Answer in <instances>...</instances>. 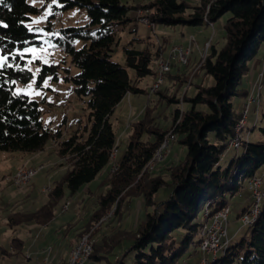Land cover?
<instances>
[{
	"label": "trees",
	"instance_id": "1",
	"mask_svg": "<svg viewBox=\"0 0 264 264\" xmlns=\"http://www.w3.org/2000/svg\"><path fill=\"white\" fill-rule=\"evenodd\" d=\"M58 1L62 7H54L44 29L57 34L53 36L55 48L70 57L78 72L72 74L70 68L60 63H43L37 84L40 86L47 78L59 80L63 69L64 79L72 83L76 96L86 102L91 120L90 127L80 125L65 139L61 125L53 128L44 123L39 101L15 92L17 83L27 84L33 78L27 68L26 50L44 43L40 27L30 25L32 15L38 14L41 8L29 0H0V55L4 58L0 65V152H39L52 141L57 144L58 154L69 164L64 176L51 187L43 206L8 216V225L13 229L31 223L48 225L66 189L70 195L77 193L113 160L116 135L111 117L127 94L143 91L134 84L129 69L141 80L154 74L151 63L161 56V50L153 53L149 47H138L132 41L124 48L126 63L113 61L116 30L133 19L128 15L132 8L146 11L145 16L152 25H210L230 13L225 24L226 44L220 50L210 46L211 53L208 50L197 69L212 76L214 84H197L196 93H184L183 100L189 107L174 112L169 129L160 127L149 106L145 108L143 117L131 124V139L115 165L117 168L102 181L108 189L98 197L99 207L90 220L99 222L114 205L119 213L128 197H140L147 206L156 204L154 196L166 182L160 176H151L152 172L145 168L164 136L173 130L176 139L187 147V154L171 169L170 197L153 211H147L143 222L134 230L118 229L111 236L103 237L100 243L95 242L90 259L95 262L107 259V264H178L189 248H193L192 254L198 252L201 232L203 238L208 221L203 217L204 210L207 208L212 215L228 206L229 197L243 190L245 183L264 166V141H251L249 133L243 135L240 147L235 148L241 149L242 154L234 157L227 168L221 164L226 152L232 150L229 143L236 137L235 127L242 117L234 98L249 95L250 91L240 85L264 48V0H198L195 3L150 0L135 5L122 0ZM74 7L86 9L89 25L53 28L55 10ZM77 40L84 42L79 48L75 45ZM176 81L188 79L182 80L180 75ZM157 93L162 94L161 89ZM163 96L168 102L180 101L174 95ZM202 105L206 106L205 110L200 108ZM259 128L264 131V111ZM146 134L153 136V140L149 137L144 140ZM253 202L242 214L249 212ZM248 228L250 233L234 243L229 242L212 264H264V196L260 214ZM125 240L130 242L126 253L115 262L108 260V253ZM12 248L22 251L24 241L15 236ZM130 251L134 252V258L126 263L125 256Z\"/></svg>",
	"mask_w": 264,
	"mask_h": 264
},
{
	"label": "rangeland",
	"instance_id": "2",
	"mask_svg": "<svg viewBox=\"0 0 264 264\" xmlns=\"http://www.w3.org/2000/svg\"><path fill=\"white\" fill-rule=\"evenodd\" d=\"M146 1L150 0H122L123 3L127 2L131 5L144 3ZM190 1L195 3L198 0ZM29 2L41 8L38 14L32 15L33 19L30 25H37L40 27V32L44 34L42 36L44 43L41 47L31 46L26 50L25 53L28 54L26 57L28 61L27 68L33 73V78L27 84L17 83L15 92L18 94H25L31 99L39 101L44 123L53 128H57L61 125L63 139H65L71 136L80 125L83 128L87 126L90 127V111L87 108L86 102L76 96L72 83L64 79L65 71L63 69L60 71L59 80L47 78L40 86L37 84V76L41 64L43 63H60L63 67L70 68L72 74L78 72V69L71 64L70 57L60 49L55 48L53 36L57 34L53 31H46L44 29L48 17L54 11V7H62V3L58 0H29ZM139 13L146 14V11H137L135 8H132L128 15L133 19L123 26H118L116 30V43L113 45L112 59L115 62L125 64L126 54L124 48L129 46L133 41L138 47H149L153 53L161 50V55H164V57L162 58V56H160L151 63L152 69H155L160 60H167L175 45L190 46L192 52L188 62L186 64H181L177 61L173 62V64H171V70L165 74V82L163 81L158 89V91L161 89L163 95H174L176 98L180 99V101L168 102L167 98L161 93H157L158 91L153 93L151 91L154 83L153 75H148L141 80H137L134 70L129 69L134 84L143 91L133 93L131 95V101L126 98L122 104L115 109L111 117L116 135L117 157L115 158L117 159L112 160L98 174L96 179L82 187L77 193L70 195L69 191L66 189L65 196L55 207L54 219L49 223V226L45 225L46 227L31 223L20 227L17 226L18 229H13L8 225V216L17 211H34L43 206L48 200L51 187H53L67 172L69 168V164L66 161L67 159L62 158L58 154L57 144L52 141L48 142L43 151L34 153L1 151L0 264H55L57 263V261H55L56 258L58 259L67 254V250L65 251L62 248L71 241L76 240L71 247L72 249L80 238L84 236H87L94 245L95 242L100 243L103 237L111 236L117 232L118 229L134 230L143 222L147 211H153L161 202L170 197L173 190L170 177L171 169L182 162L187 154V147L185 145L181 144L176 137L170 138V136L174 134L173 130H170L162 140L164 141L165 138L168 140L170 139L167 153L164 154L165 158L156 162L152 167L148 166L145 168V170L148 169L152 172L151 176H160L166 182L154 196L156 204L147 206L140 197H128L123 201L119 213L115 210L116 207L114 205L99 222L90 221L92 214L99 207L98 197L106 190L105 186H107V184H102L104 177L111 171H114V166L122 159L128 148L132 135L131 124L139 120L135 118L136 120L134 121V117L136 115H141L140 118H142L145 108L149 106L151 114L156 117V123L164 129H169L174 112L178 109L186 110L189 107V104L183 100V94L193 95L196 93L197 84L202 83L204 86H211L214 84L212 76L205 75L203 69L197 72V69L206 58L210 46L220 50L226 44L225 24L230 17V13L221 16L211 24V26L205 24L147 25L141 20L142 16L140 19H136ZM61 14L60 20L58 21L59 28L86 26L90 23L87 11L84 8L74 7L62 9ZM135 38H141L143 40L142 43L134 40ZM83 43L82 40H77L75 45L79 48ZM199 47L203 49L200 50ZM211 51L212 48H210L209 53H211ZM3 62L4 58L0 55V65H2ZM178 71H181L182 80L188 79L187 82H172L167 76L168 73L174 74ZM263 71L264 48L252 62L250 72L243 78L242 84L240 85L241 88H246L250 91L249 95L234 98L235 107L242 110V116L246 105L250 103L247 118H245V124H247L244 126L245 129L242 127L241 135L246 136L247 133H249V139L251 141H264V131L259 128L261 125L262 113L264 111V88L261 89ZM200 108L205 110L206 106L202 105ZM241 119L242 117L240 120ZM148 137L149 136L146 134L143 139L146 140ZM149 138L153 140V136ZM241 154V149L236 150L232 148V150L226 152V155L221 160V164L224 168H227L232 159ZM39 165H44L43 169L38 171L29 184L26 183L22 186H17L15 184L14 176L20 167H37ZM257 174L262 176L264 180V166L258 170ZM247 184L246 182L243 190L228 199L230 214L228 217V242L226 245H228L229 242L234 243L241 239L243 235H248L250 233L248 225H244L241 219L243 209L254 200L251 197V191L248 189ZM87 187L91 192L85 191ZM260 190L264 193V183L263 186H260ZM66 205H68V207L66 210H63V207ZM204 212L203 217L205 218ZM214 214H212V216ZM207 218V223L209 224L211 221L208 216ZM15 236L25 240L24 248L20 252L12 248V241ZM129 244L130 242L126 240L121 242L113 251L108 253V260L115 262L118 257H122L128 250ZM199 246L197 247L198 252L193 254V248H189L178 264H207V262H203V260L208 259L209 264H212L213 259H215L217 255L220 256L224 249L219 250L216 256L213 255L214 253L205 256L201 253ZM4 250L6 252H4ZM133 258L134 252L130 251L125 256V262L131 263ZM107 263V259L100 262H95L90 259L86 264Z\"/></svg>",
	"mask_w": 264,
	"mask_h": 264
},
{
	"label": "bare ground",
	"instance_id": "3",
	"mask_svg": "<svg viewBox=\"0 0 264 264\" xmlns=\"http://www.w3.org/2000/svg\"><path fill=\"white\" fill-rule=\"evenodd\" d=\"M62 15V14H61ZM60 17L61 16H57V13L54 12V18L52 19V23H53V28H57L58 27V24H59V20H60ZM148 22L151 24V22L149 21L148 17H144L142 16L141 20L144 21L146 24H147V20ZM207 20V18H206ZM213 24V23H211ZM185 47V54H184V48ZM174 48H175V54H176V58H179L178 60H176L177 62L181 63V64H186L189 60V57L191 55V47L190 46H184V45H178V47H173L172 48V51H171V54L170 56H172L173 54V51H174ZM206 52H207V49H206ZM167 60H160L159 63H158V67H157V74H156V79L153 83V86L154 84H158L156 87H153L152 86V92L153 93H156L160 87V85L163 83L164 81V78H165V74L167 72H169L171 70V64H169V66L167 67V71H165V74H160L161 71H162V67L166 64ZM249 104L248 103L244 109V114L242 116V119L239 121V123L237 124V126L235 127V131H236V137L229 143V148H239L240 145H241V142H242V138L243 136L241 135L242 134V127L244 128V126H246L245 124V118L246 117V114H248V111H249ZM175 137V134H172L170 136V138H174ZM166 139V138H165ZM164 141L161 142L160 146L157 148L153 158L150 160V162L148 163V166H153L156 162L161 161L165 158V155L167 153V150H168V145H169V140L166 139ZM116 153H117V150L115 149L113 154H112V159L114 160L115 157H116ZM44 167V165H39L37 167H32V173H28L27 174V181L26 182H20V180H22V177L23 175L25 174V171L27 170V168H30V167H27V166H23V167H20L16 174H15V184L18 186V185H23V184H26V183H29L32 178L38 173V171L42 170ZM115 169L117 168V166H114ZM114 169V170H115ZM255 178L252 177L250 180H253ZM264 196V193L261 192L260 190V186H257V197H259V199L256 201V198H253L254 199V202H253V205L250 209L249 212H246L244 213L243 215H241V219L242 221H245L246 220V217H247V214H250V212H252V210L254 209V205H256V208L254 209L253 213L250 214V219L248 220L247 223H245L244 225H252L258 218V215L260 214V206H261V200H262V197ZM227 207V206H226ZM225 207V208H226ZM204 215L207 217H209L210 219V223L206 224L203 228V238L200 242V246L203 244L204 240H208V237H209V234H213L215 232V229H216V216H218V212H216L213 216L210 215L209 213V210L206 208L205 210V213ZM107 217V216H106ZM223 230H228V222H224L223 223ZM228 242V238L225 242L223 243H220V245H218V248L217 250L215 251H211L209 254H213L214 256L217 255L218 251L223 249L226 244ZM199 246V247H200ZM93 252V242L90 241L87 236H84L83 238H80V240L78 241V243L71 249L70 251V254L67 258V260L63 263V264H82L83 261L87 260V257L89 256V254L91 255ZM211 254V255H212ZM209 259L208 260H204L203 262H207V264H209Z\"/></svg>",
	"mask_w": 264,
	"mask_h": 264
},
{
	"label": "built area",
	"instance_id": "4",
	"mask_svg": "<svg viewBox=\"0 0 264 264\" xmlns=\"http://www.w3.org/2000/svg\"><path fill=\"white\" fill-rule=\"evenodd\" d=\"M55 12L57 13V16H61V9H57V10H55ZM139 15L145 17V13H139ZM147 25H150L148 20H147ZM209 26H211V23ZM175 47H178V45H175ZM183 48H184V54H185V47H183ZM178 59L179 58H176L175 48H174L172 56H169L167 58V62L162 67V71L160 74H165V71H167V67L169 66V64H173V62H176V60H178ZM157 85L158 84H154L153 87H156ZM246 117H247V114H246ZM158 162H159V160H158ZM112 170H113V168H112ZM28 173H32V167L27 168V170L25 171V174L23 175L22 180H20V182H26L27 181V174ZM14 180H15V177H14ZM263 183H264L263 177L258 175V174L255 175V178L253 180H250L248 183V189L251 191V197L256 198V201L259 199V197H257V186H263ZM67 207H68V205L63 207V210H66ZM255 208H256V205H254V209ZM254 209L252 210V212H250V214L253 213ZM229 214H230V207L229 206L218 211V216H216V218H215V220H216L215 232L213 234H209L208 240H204L203 244L200 246V251L205 256L209 255V253L211 251L217 250L218 245H220V243H223L227 240L228 230H223V223L229 222V220H228ZM250 214H247L246 220L243 221L244 224L247 223L248 220L250 219ZM225 238H226V240H225ZM90 256L91 255L89 254V256L87 257V260L83 261L82 264H86L88 262V260H90Z\"/></svg>",
	"mask_w": 264,
	"mask_h": 264
},
{
	"label": "crops",
	"instance_id": "5",
	"mask_svg": "<svg viewBox=\"0 0 264 264\" xmlns=\"http://www.w3.org/2000/svg\"><path fill=\"white\" fill-rule=\"evenodd\" d=\"M208 45V44H207ZM199 49L201 50V49H203V48H201V47H199ZM162 56V58L164 57V55H161ZM157 67H158V65L156 66V68L154 69V74H152L153 75V78H154V81H155V79H156V74H157ZM174 74H177L178 76L176 77V76H174ZM174 74H172V73H169V75H167L170 79H171V81L172 82H175L176 80H177V78H179L180 77V75H181V71H178L177 73H174ZM173 75V76H172ZM166 79V78H165ZM165 82V81H164ZM162 88V87H161ZM133 93H129V94H127L126 95V97L120 102V104L117 106V107H119L121 104H122V102L126 99V98H128L129 99V101H131V95H132ZM116 107V108H117ZM145 111V110H144ZM144 113V112H143ZM141 117V115H136L135 117H134V121L136 120L135 118H137V119H141L140 118ZM117 156V155H116ZM117 159V158H116ZM106 177V176H105ZM104 177V178H105ZM107 188H108V186H105V189L107 190ZM105 190V191H106ZM85 191L86 192H91L90 190H89V188L87 187V188H85ZM104 191V192H105ZM103 192V193H104ZM140 202V201H139ZM138 202V204L140 205V203ZM59 215V214H58ZM61 217V216H60ZM46 226H49V224L48 225H46ZM45 226V227H46ZM24 242H25V240H23ZM76 242V240H74V241H71L70 243H68V244H66L65 245V247H63L62 249L63 250H67V254L66 255H64V256H62V257H60V258H56L55 259V261H57V263H55V264H63L65 261H66V259L68 258V256H69V252H70V250H71V247L74 245V243ZM67 248V249H66ZM64 251V252H65ZM59 252H60V250H59ZM210 255V254H209Z\"/></svg>",
	"mask_w": 264,
	"mask_h": 264
}]
</instances>
